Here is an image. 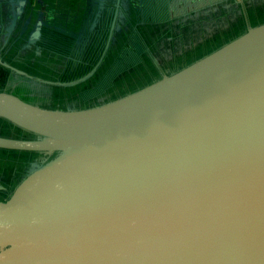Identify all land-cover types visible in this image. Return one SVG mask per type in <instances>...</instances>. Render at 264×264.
<instances>
[{"label":"water","instance_id":"1","mask_svg":"<svg viewBox=\"0 0 264 264\" xmlns=\"http://www.w3.org/2000/svg\"><path fill=\"white\" fill-rule=\"evenodd\" d=\"M161 72L84 108L0 90L31 136L0 149L39 153L0 199V264H264V21Z\"/></svg>","mask_w":264,"mask_h":264},{"label":"rangeland","instance_id":"2","mask_svg":"<svg viewBox=\"0 0 264 264\" xmlns=\"http://www.w3.org/2000/svg\"><path fill=\"white\" fill-rule=\"evenodd\" d=\"M102 1L42 0L41 4L44 6L41 7L44 15V29L40 40H38L39 42L36 43L37 45L34 43L25 44V40H27L37 19V14L40 11L39 4L35 5V3L33 4L30 1L28 13L33 9L30 19L27 22L24 21L25 18L22 19L20 28H16L15 31L8 33L6 36L3 35L4 29L2 28V20H0V60L21 72H25L31 79L28 80L24 76L19 77V84H10L4 90L7 91L12 88L8 92L17 95L24 101L26 100L45 108H84L118 97L147 84L156 76L161 75L163 73L161 72L162 67L155 66L149 60V54L152 55L151 51H153L151 48H148L149 50L141 49L139 52L140 57L134 56L138 53L129 51L132 36L139 35L143 31H141V25L133 20V16L130 15L128 17L126 12L124 16L128 21H125L124 17H119L116 23L117 30L114 31V33L117 32V34L122 35L119 43L116 35L111 37L110 44L105 52L103 48L100 54H91L89 52L87 58L84 55H82V58L80 56L82 48L78 47L77 53L74 54V47H77L76 44H78L82 29L108 28L112 21L114 8H117L114 5L115 1L119 4V10L123 8V0ZM254 4L251 8L248 7L246 12L248 23L250 24L264 21V3L261 6H259V3ZM100 9H103L106 14L100 20L103 23L98 26L96 22L100 16L99 14L95 15V12ZM8 10L9 8L7 7L6 11ZM128 10L129 7L127 5L126 11ZM7 16L4 10L5 24L9 19ZM118 24H120V28H118ZM236 29L237 27L233 28L232 31ZM14 38H16L15 41L13 40ZM228 38H231V34L225 35L223 41ZM112 40L113 45H111ZM218 42L220 41L216 40L206 46H199L193 53H186L187 55L183 56L180 61H191L215 48ZM177 57L174 58L176 61L178 60ZM80 58L84 60L81 61ZM173 60H169L166 65L167 68H171L170 70L178 68L174 66L179 63V60L176 63ZM124 64L132 67L128 69ZM110 74L112 76L121 74L122 77L114 81ZM32 78L35 80H32ZM109 78H111L113 84L105 87L102 91H98L101 86L110 81ZM36 79L43 81L39 82L43 83V85L39 86L38 82L34 83L37 81ZM32 87L35 88L32 89ZM27 89H29V93L26 95L25 91ZM82 97H86V100L82 99ZM7 126L9 124L1 121L0 135L24 138L23 132L20 133L16 128H7ZM27 155L30 159L36 161L39 157V154ZM15 157L19 158L20 154H15ZM17 181L13 184L15 185ZM9 188L0 190L2 199L7 197L8 192L11 190Z\"/></svg>","mask_w":264,"mask_h":264},{"label":"trees","instance_id":"3","mask_svg":"<svg viewBox=\"0 0 264 264\" xmlns=\"http://www.w3.org/2000/svg\"><path fill=\"white\" fill-rule=\"evenodd\" d=\"M254 3H259L261 6L264 0H123L126 7L125 10L121 8L118 11L117 19L119 17L125 18L126 12L128 17L132 15L133 20L141 25L143 32L139 31V35H134L131 38L129 51L138 53L134 56L140 57L141 49L151 48L153 51L150 50L152 55L149 54V60L155 66L162 67L163 70H170L171 68H167L166 65L169 60L176 58V55H182L186 51L192 52L199 46H206L216 40L220 41L215 45L217 47L224 42L225 35L231 34L232 38L245 30L250 24L246 12L249 6L251 8L255 5ZM127 5L128 11H126ZM125 21L128 20L125 18ZM261 22L263 21H258V23ZM236 27L237 29L232 31ZM118 28H120V24H118ZM107 30L108 28L101 27L87 28L81 36L80 45L82 46L84 42L85 45L80 56L84 55L87 58L89 52L100 54L103 48L105 52L111 41L110 38V40L108 39ZM115 30H117V24L112 30V37L117 35V42L119 43L122 35L117 34V32L114 33ZM113 44L112 40L111 45ZM189 62L180 61L175 67L183 66ZM124 66L128 69L132 67L127 64ZM16 76L22 77L21 74L16 75L9 68L0 64V90L7 89L10 86L9 81ZM110 77L115 81L120 79L122 75L112 76L110 74ZM111 78L107 84H104L105 87L113 84ZM1 121L9 124L7 128L13 127L8 121L0 118V123ZM19 132L22 131L19 130ZM15 154H20V157H15ZM27 154L39 153L0 149V178H5L4 173L10 172L11 174V171L20 174L24 172L25 166L32 161Z\"/></svg>","mask_w":264,"mask_h":264},{"label":"flooded vegetation","instance_id":"4","mask_svg":"<svg viewBox=\"0 0 264 264\" xmlns=\"http://www.w3.org/2000/svg\"><path fill=\"white\" fill-rule=\"evenodd\" d=\"M16 1L17 0H12V1H10V0H0V20H2V24H3V26H4V9H5V12H6V16H7V18H9L8 20H11L13 17H14V19H15V21L13 20V21H11V22H9L10 23V25L12 26V28L10 29V27H9V30H8V32L10 33V32H13V31H15L16 30V28H18V26H19V24H20V21L22 20V19H24V21L25 22H27L29 19H30V17L32 16V14H33V9L32 10H30L29 12L30 13H28V6H29V3H30V1L31 2H33V0H24V4L21 6V10H20V13L17 15L16 14V8H17V3H16ZM79 1V0H78ZM107 1V0H106ZM108 2V1H107ZM12 3H13V7H12ZM35 3V5L36 4H39V7H40V11L39 12H42V16H43V20H44V15H43V10H42V8L41 7H44L41 3H42V0H35L34 2H33V4ZM77 3V2H76ZM7 7L10 9L11 7H12V12H13V16H12V18L9 16V10L8 11H6V9H7ZM250 7V6H249ZM115 9V8H114ZM118 11H119V9H118ZM118 11H117V15H116V19H115V22L117 21V16L119 15L118 14ZM108 12V11H107ZM29 15H28V14ZM97 14H99V16L100 17H98V19L99 20H97V22H96V24L97 25H101L102 24V21H100L101 20V18L102 17H104L105 16V14H106V12H103V9H100L99 11H96L95 12V15H97ZM94 15V16H95ZM246 16H247V14H246ZM37 17H38V14H37ZM13 22V23H12ZM20 28V27H19ZM109 28H110V24H109V27H108V30H107V34H108V39L110 38L111 39V37H112V34H113V31H112V33H111V36L109 37ZM44 29V24H42V26H41V34H40V36H39V38L37 39V40H35V42H34V44L35 45H37L36 43L37 42H39L38 40H40V37L42 36V30ZM87 28H84V30L82 29V33L80 34V37H79V40H78V44H76V46L77 47H74V54H76L77 53V50H78V47H81L82 48V50L81 51H83V46L85 45V42H84V44L81 46L80 45V43L82 42V35H83V32L86 30ZM113 29H114V27H113ZM17 37H18V34H17ZM109 39V40H110ZM14 41L16 40V38H14L13 39ZM25 44H30V42H29V40H28V37H27V40H25ZM32 44H33V42H32ZM91 46V45H90ZM196 49H194L192 52L191 51H186V52H184L183 54H182V56H179L177 59H181L183 56H185V55H187L186 53H193L194 51H195ZM81 59V58H80ZM81 60H84V59H81ZM173 60V59H172ZM99 61V60H98ZM175 63L178 61H176L175 59L173 60ZM172 61V62H173ZM179 63H180V60H179ZM178 63V64H179ZM178 64H176L175 66H177ZM174 66V67H175ZM25 73V72H24ZM89 73V72H88ZM87 73V74H88ZM22 76H24L26 79H28V80H31V79H29L30 78V76L29 75H27L26 73L25 74H22ZM87 78H89V77H87ZM32 80H35V79H33L32 78ZM37 81H35L34 83H36V82H38L37 84L39 85V86H42L43 85V83H39V82H43V81H41L40 79L38 80V79H36ZM13 83H12V82ZM19 79H18V77L16 76L14 79H11L10 81H9V85H10V83L13 85V84H16V83H18L19 84ZM82 82V81H81ZM84 86H86V85H84ZM29 87V86H28ZM35 87H32V89H34ZM39 88H41V89H43L42 87H39ZM105 88V86L103 85V86H101L100 88H99V90L98 91H102L103 89ZM29 89L31 90V88L29 87ZM29 89H27L25 92V94L27 95L28 93H29ZM1 90H4V89H1ZM9 90H12V88H9L7 91H9ZM82 99H84V100H86V97H82ZM4 136V135H3ZM23 136L24 137H31L29 134H24L23 133ZM23 173V172H22ZM4 175L6 176L5 178H0V190H5L6 188H9V187H11V185L15 182V181H17V179H18V177H19V175H20V173H15L14 171H11V174H10V172L9 173H4ZM13 186H14V184H13ZM12 186V187H13ZM12 187L11 188H9V189H12ZM6 198V197H5ZM5 198H3V199H5ZM0 199H2V196H0ZM2 199V200H3Z\"/></svg>","mask_w":264,"mask_h":264}]
</instances>
